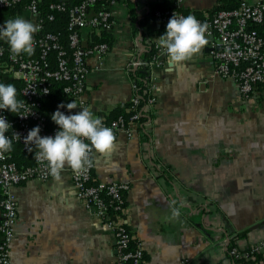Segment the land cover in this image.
I'll list each match as a JSON object with an SVG mask.
<instances>
[{"label": "crops", "instance_id": "crops-1", "mask_svg": "<svg viewBox=\"0 0 264 264\" xmlns=\"http://www.w3.org/2000/svg\"><path fill=\"white\" fill-rule=\"evenodd\" d=\"M128 1L112 7L109 53L87 58L84 99L102 120L130 103L137 79L128 64L158 44L165 30L159 16L145 19L163 0H130L135 19ZM241 1L259 0H182L179 7L210 17ZM16 16L37 24L25 8L0 13L5 21ZM82 36L87 41L89 32ZM206 36V45L187 60L172 64L160 54L153 65L150 125L132 136L116 134L109 151L93 147L100 181L130 183L123 211L108 222L126 221L144 264H237L231 245L245 251L264 240V82L244 97L235 79L216 75L213 51L220 46L217 35ZM14 191V264L116 263L115 230L77 197L70 166L59 180L32 179ZM173 208L179 217H172Z\"/></svg>", "mask_w": 264, "mask_h": 264}, {"label": "built area", "instance_id": "built-area-1", "mask_svg": "<svg viewBox=\"0 0 264 264\" xmlns=\"http://www.w3.org/2000/svg\"><path fill=\"white\" fill-rule=\"evenodd\" d=\"M41 1L29 0L25 6L26 10L37 15L39 26L34 33V50L31 54H14L8 44L0 41V82L9 77L21 79L24 84L20 100L25 102V107L20 113L0 109V115L6 116L12 124V129L7 133L9 136H13L14 132L19 133V137L13 136V141L17 142L23 151H35L33 162L27 164L17 162L10 150L0 152V264H14L11 244L16 234L18 216L14 188L32 179L52 178L47 162L37 159L36 153L39 149L35 142L27 137L28 131L39 125L42 136L53 135L56 132L58 125L48 126V119L42 108L54 82L64 83L63 93L75 100L78 107L87 106L84 93L87 76L91 70L87 58L97 55L102 59L109 53L111 45L107 42L86 45L82 33L87 31L91 37L94 32H109L114 24L112 7L120 0H83L72 7H68L64 2L51 3L50 8L53 11L64 12L69 17L67 43L62 41L59 32H41L44 22L39 10ZM98 1L105 2L95 8ZM171 1L173 7L164 12H156L163 22H167L174 13L187 15L179 7L182 0ZM22 2L23 0H0V13ZM47 17L51 21L55 14L50 12ZM196 18L207 23L206 34L217 35L220 48L213 51L214 73L235 79L244 97L253 94L257 86L264 82V35L255 28L264 23V0L255 3L241 1L234 8H220L210 17ZM4 22L5 20L0 17V24ZM155 47L157 53L151 59L140 54L128 64L130 72L144 68L146 73L143 87H140L138 81L133 85L135 93L130 100L132 113L127 117L119 115L110 121L103 119L106 125L114 129L115 135L124 132L132 136L137 129L150 125L149 114L156 100L152 94L156 81L152 69L153 65L160 64V54L166 55L158 44H155ZM142 97L146 98L145 103H142ZM61 110L66 113L71 111L66 108ZM29 111L31 112L28 114ZM142 117L145 119L142 120ZM94 153L92 147L91 166L80 170L70 167L76 195L96 216L114 228L117 252L115 264H144L145 254L142 245L136 240L132 245L135 238L125 224L126 221L120 224L108 222L111 215L123 211L130 183L100 181L94 174L96 165ZM256 252L264 254V240L245 251L239 250L236 246L230 249V255L235 259L251 255L255 257Z\"/></svg>", "mask_w": 264, "mask_h": 264}, {"label": "clouds", "instance_id": "clouds-1", "mask_svg": "<svg viewBox=\"0 0 264 264\" xmlns=\"http://www.w3.org/2000/svg\"><path fill=\"white\" fill-rule=\"evenodd\" d=\"M38 27L33 21L16 16L0 24V38L8 41L12 53L31 54L34 50V33ZM207 29V23L201 22L192 14L174 13L164 32L159 35L157 43L172 64H179L206 45ZM24 107L25 102L17 98L16 86L13 83L0 82V109L20 113ZM62 108L73 110L78 105L75 100L58 105L51 114L52 121L58 125L53 135L42 136L39 125L32 127L27 134L39 149L36 153L37 159L47 162L51 176L57 180L66 165L74 170L91 166L92 147L99 152H106L114 147L116 139L114 129L95 116L89 107L67 113ZM9 129H12V124L6 116L0 115V152L10 150L13 136L19 137V133L15 132L13 136H9ZM171 215L173 218L179 217V209L173 208Z\"/></svg>", "mask_w": 264, "mask_h": 264}, {"label": "trees", "instance_id": "trees-1", "mask_svg": "<svg viewBox=\"0 0 264 264\" xmlns=\"http://www.w3.org/2000/svg\"><path fill=\"white\" fill-rule=\"evenodd\" d=\"M28 1L29 0H23V2L18 4L17 6L9 7V8H6L4 10L10 9V8H13L14 10H22L28 4ZM82 1L83 0H42L40 5H39V10L41 12V16L44 18L43 29L41 30V32H44V31L59 32L61 34L62 41L64 43H67V33H68L67 26H68V22H69V17L64 12H59L57 10L53 11L50 8V4L53 2H64L68 7H72V6H75L77 4H80ZM104 2L105 1H98L94 7L98 8ZM128 3H129V6H130V9L132 11L134 19L137 18V13H136V8L134 6V3L131 2L130 0L128 1ZM238 4H239V2L236 4L230 5V6H225L223 8H234ZM173 6H174V4L171 0H163L160 3L153 5L152 7H150L149 10L146 11L147 13L145 14V19H147L151 15H156L157 11L164 12L165 10H167ZM180 9L188 15V12L184 11L182 8H180ZM50 12L51 13L53 12L55 14L54 19L51 21L48 20V17H47ZM194 16L202 18V16H200V15L194 14ZM167 22H164V24H163L164 28H166ZM144 23L142 22V25ZM255 28L260 33H262L264 35V23L261 25H257ZM0 41L4 44H8V41L6 39L0 38ZM99 42H107L111 45L112 37L110 35V32H108V31L94 32L91 35V37L89 36V39L86 41L85 44L90 45L92 43H99ZM156 53H157V48L155 47V44H150L147 46V49L144 52V55H145V58L151 59ZM134 74H135V78L137 79L140 87H143V84H144L143 80H144V77L146 75L145 69L144 68L137 69L134 71ZM3 82L4 83H13L17 89V98L21 99V97H22L21 89H22L23 84H24L21 79L9 77V78H5L3 80ZM63 88H64V83L54 82L51 85V93L43 102L42 108H43V110L47 116L49 127L56 125L55 122L52 121V119H51V114L57 109L58 105H60L61 102H64L66 104L67 102H70L72 100L71 98H69L68 96H66L63 93ZM141 101H142V103H145L146 98L142 97ZM71 111L75 112L74 109ZM131 113H132L131 104L128 103V105L125 108L124 107L123 108H117L116 110H114L112 112V114L109 116V118H107L105 120L110 121L112 119L117 118L119 115H124L125 117H127ZM144 119L145 118L142 117V120H144ZM10 151L12 153V157L17 162H19L21 164L32 163L34 160L35 151H30V152L23 151L21 149L20 145L15 141H13L12 148L10 149ZM135 240L136 239H134V242H132V245L135 244ZM136 242H137V240H136ZM231 246L233 247L235 245H231ZM254 256L255 257H252V255H251V256L242 257L240 259H235V258H233V259L236 261L237 264H264V254L263 253L256 252Z\"/></svg>", "mask_w": 264, "mask_h": 264}]
</instances>
